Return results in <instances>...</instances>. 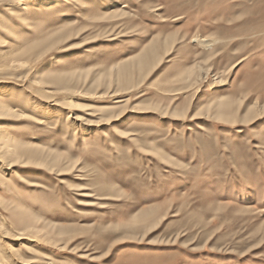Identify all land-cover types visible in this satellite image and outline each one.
I'll use <instances>...</instances> for the list:
<instances>
[{
    "label": "rangeland",
    "instance_id": "1",
    "mask_svg": "<svg viewBox=\"0 0 264 264\" xmlns=\"http://www.w3.org/2000/svg\"><path fill=\"white\" fill-rule=\"evenodd\" d=\"M0 264H264V0H0Z\"/></svg>",
    "mask_w": 264,
    "mask_h": 264
},
{
    "label": "bare ground",
    "instance_id": "2",
    "mask_svg": "<svg viewBox=\"0 0 264 264\" xmlns=\"http://www.w3.org/2000/svg\"><path fill=\"white\" fill-rule=\"evenodd\" d=\"M192 42H195L197 45H202V46H204L205 43H208L207 40H202L201 38H198V36L192 39ZM209 45L211 44L205 45V47H208Z\"/></svg>",
    "mask_w": 264,
    "mask_h": 264
}]
</instances>
